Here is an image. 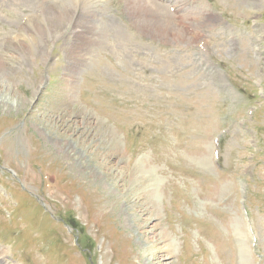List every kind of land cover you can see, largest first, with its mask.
I'll use <instances>...</instances> for the list:
<instances>
[{
    "label": "rangeland",
    "instance_id": "1",
    "mask_svg": "<svg viewBox=\"0 0 264 264\" xmlns=\"http://www.w3.org/2000/svg\"><path fill=\"white\" fill-rule=\"evenodd\" d=\"M140 2L0 0L5 264H264V0Z\"/></svg>",
    "mask_w": 264,
    "mask_h": 264
},
{
    "label": "bare ground",
    "instance_id": "2",
    "mask_svg": "<svg viewBox=\"0 0 264 264\" xmlns=\"http://www.w3.org/2000/svg\"><path fill=\"white\" fill-rule=\"evenodd\" d=\"M135 1H136V5L137 6L143 7V8H147V7L142 6L140 0H135ZM130 4H132V2H130ZM75 7H76V9H77L76 11L78 12V15H79L76 26L79 27L78 29H85V28H87L88 27V24L94 21L95 13H96V10H97V7H98L97 6V0H76ZM90 32L91 31L88 28L86 32L80 31L77 34L78 38L80 39L78 42L83 47L86 46L84 42L88 40V34ZM76 43L77 42H75L74 44L76 45ZM8 103H10V107H13L14 104H15L14 100L8 101ZM67 149H68V147H67ZM81 157H83V153L81 154ZM92 173L95 174L97 177L99 176V173L98 172H92ZM96 176H94V178H96ZM120 210L118 212H120ZM122 210H124V211L127 210V207L124 208V206H123ZM129 215L132 217V219L134 218V215L132 214V212L129 213ZM0 254H2V255L5 254V248H3V247L0 248ZM0 264H5V261L3 259H1V257H0Z\"/></svg>",
    "mask_w": 264,
    "mask_h": 264
}]
</instances>
